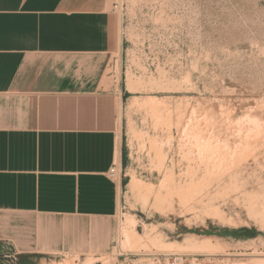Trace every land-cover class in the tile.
I'll return each mask as SVG.
<instances>
[{"label":"rangeland","instance_id":"1","mask_svg":"<svg viewBox=\"0 0 264 264\" xmlns=\"http://www.w3.org/2000/svg\"><path fill=\"white\" fill-rule=\"evenodd\" d=\"M108 10L122 41L109 68L122 89L120 243L72 256L0 241V264H264V0Z\"/></svg>","mask_w":264,"mask_h":264},{"label":"crops","instance_id":"2","mask_svg":"<svg viewBox=\"0 0 264 264\" xmlns=\"http://www.w3.org/2000/svg\"><path fill=\"white\" fill-rule=\"evenodd\" d=\"M121 46L108 0H0V241L18 252L120 243Z\"/></svg>","mask_w":264,"mask_h":264},{"label":"built area","instance_id":"3","mask_svg":"<svg viewBox=\"0 0 264 264\" xmlns=\"http://www.w3.org/2000/svg\"><path fill=\"white\" fill-rule=\"evenodd\" d=\"M117 174L116 166H112L109 170V176L115 177ZM164 259L168 261L169 264H187L183 255L181 254H166Z\"/></svg>","mask_w":264,"mask_h":264},{"label":"bare ground","instance_id":"4","mask_svg":"<svg viewBox=\"0 0 264 264\" xmlns=\"http://www.w3.org/2000/svg\"><path fill=\"white\" fill-rule=\"evenodd\" d=\"M62 261V260H61ZM68 261V260H67ZM63 262V261H62ZM67 264V263H66Z\"/></svg>","mask_w":264,"mask_h":264}]
</instances>
